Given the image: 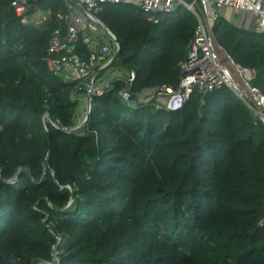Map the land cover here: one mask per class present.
<instances>
[{
	"label": "trees",
	"instance_id": "trees-1",
	"mask_svg": "<svg viewBox=\"0 0 264 264\" xmlns=\"http://www.w3.org/2000/svg\"><path fill=\"white\" fill-rule=\"evenodd\" d=\"M11 1L0 0V264H264V127L243 100L225 85L175 110L117 98L177 88L193 13L179 5L151 22L134 5H103L96 16L120 50L94 82L121 75L91 95L81 130L47 120V137L43 114L74 127L86 93L46 64L64 1L26 0L51 10L40 27ZM211 30L264 95V32L222 15Z\"/></svg>",
	"mask_w": 264,
	"mask_h": 264
},
{
	"label": "built area",
	"instance_id": "built-area-1",
	"mask_svg": "<svg viewBox=\"0 0 264 264\" xmlns=\"http://www.w3.org/2000/svg\"><path fill=\"white\" fill-rule=\"evenodd\" d=\"M63 10L53 12L60 24L57 26L47 44L46 64L54 73L68 71L67 79L77 80L91 94L101 95L108 87L107 83L95 84L96 69L110 64L116 48L114 34L99 23L96 14L105 4H131L138 7L146 20L158 21L159 13H171L183 5L193 13L196 26L189 39L186 58L180 64V78L177 88L164 84L152 88L147 96L153 99L156 108L164 107L175 110L189 99L194 90L206 93L222 85L229 87L246 104L255 123L259 120L264 127V95L252 83L255 70L233 62L226 50L221 47L210 27L221 14L220 9H228L232 14L250 12L248 28L264 32V0H63ZM11 5L21 22H31L40 27L46 24L51 10L35 7L29 12L26 0H12ZM64 24V28L61 25ZM103 24V23H102ZM78 44L85 48L83 57L76 51ZM135 77L133 71L127 79L131 83ZM81 87V86H80ZM122 99H127L131 92L128 87L121 90ZM76 90L70 94L75 96ZM264 225V216L258 221Z\"/></svg>",
	"mask_w": 264,
	"mask_h": 264
},
{
	"label": "water",
	"instance_id": "water-1",
	"mask_svg": "<svg viewBox=\"0 0 264 264\" xmlns=\"http://www.w3.org/2000/svg\"><path fill=\"white\" fill-rule=\"evenodd\" d=\"M213 21L210 22V27L212 26ZM100 26L105 27L104 24L99 23ZM237 26H241V23H237ZM106 28V27H105ZM114 41L116 42V48L111 56V61L118 55L119 50H120V42L114 38ZM102 68L98 69L101 70ZM153 91L152 88H145L143 90H141V92L139 93H131V95L127 98V99H122L121 97V92L119 91L117 94V98L119 100H121L122 104L127 105L129 107H135L137 102H141V101H147L149 100V98H147V96ZM90 100H91V91H90V86L87 88V93H86V100H85V114H84V118L81 121L80 124H78L75 127H64L62 125H60L56 120H54L48 113L43 114L42 116V123L43 126L46 130V134L48 137V133H47V128H46V121L49 120V122L55 126L58 129H61L63 131L66 132H77L79 130H81L83 128V126L85 125L87 118L89 116V112H90Z\"/></svg>",
	"mask_w": 264,
	"mask_h": 264
},
{
	"label": "rangeland",
	"instance_id": "rangeland-1",
	"mask_svg": "<svg viewBox=\"0 0 264 264\" xmlns=\"http://www.w3.org/2000/svg\"><path fill=\"white\" fill-rule=\"evenodd\" d=\"M225 8H221L220 11L221 12H224ZM224 18H226L227 20L233 22L234 24H237V23H241V25L243 27H248L249 25V22H250V18H251V13L250 12H239L238 14H232V12H228L226 11L225 13L221 14ZM111 72V70L107 71L105 74H109ZM113 76L117 75V76H120L121 74L118 72V71H115L113 72ZM119 73V74H118ZM61 76L63 77V79H66L70 76L69 72L68 71H64L62 73H60ZM110 77L111 79L114 78V77ZM103 78V76L101 77ZM109 81V80H108ZM108 81H106L105 83H108ZM98 82V81H97ZM95 83V82H94ZM96 84V83H95ZM87 93V92H86ZM86 93L84 96H80L78 97V109H79V113L77 115V125L81 123V121L83 120L84 118V114H85V100H86ZM93 95V94H91ZM150 100V99H149ZM147 100V101H149ZM76 125V126H77ZM75 127V126H74ZM56 254V251L54 252Z\"/></svg>",
	"mask_w": 264,
	"mask_h": 264
},
{
	"label": "crops",
	"instance_id": "crops-1",
	"mask_svg": "<svg viewBox=\"0 0 264 264\" xmlns=\"http://www.w3.org/2000/svg\"><path fill=\"white\" fill-rule=\"evenodd\" d=\"M226 11L229 12L228 9H225V10H224V13H225ZM222 13H223V12H222ZM113 72H115V71H111L109 74H107V75L105 74V75L103 76V78H100V80H101V82H102V83H101V82L99 81L100 84H103L104 82L110 80V79H111L110 77H112L113 74H114ZM118 74H119V73H118ZM113 77H117V75H116V76L114 75ZM68 80H70V79H68Z\"/></svg>",
	"mask_w": 264,
	"mask_h": 264
},
{
	"label": "bare ground",
	"instance_id": "bare-ground-1",
	"mask_svg": "<svg viewBox=\"0 0 264 264\" xmlns=\"http://www.w3.org/2000/svg\"><path fill=\"white\" fill-rule=\"evenodd\" d=\"M176 9V8H175ZM175 11V10H174ZM172 13V12H171ZM159 14H161V13H159ZM162 14H165V13H162Z\"/></svg>",
	"mask_w": 264,
	"mask_h": 264
}]
</instances>
